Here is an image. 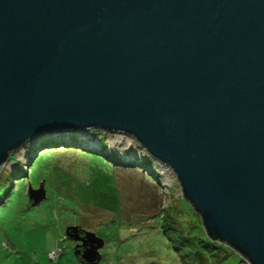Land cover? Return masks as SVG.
Returning <instances> with one entry per match:
<instances>
[{
	"label": "water",
	"instance_id": "95a60500",
	"mask_svg": "<svg viewBox=\"0 0 264 264\" xmlns=\"http://www.w3.org/2000/svg\"><path fill=\"white\" fill-rule=\"evenodd\" d=\"M80 131L134 138L208 237L264 264V0H0V173ZM66 236L101 263L97 234Z\"/></svg>",
	"mask_w": 264,
	"mask_h": 264
},
{
	"label": "rangeland",
	"instance_id": "374dc122",
	"mask_svg": "<svg viewBox=\"0 0 264 264\" xmlns=\"http://www.w3.org/2000/svg\"><path fill=\"white\" fill-rule=\"evenodd\" d=\"M97 132L47 135L11 156L0 173V264H80L76 243L66 236L69 227L105 241L100 264H182L166 233L168 212L191 232L203 220L183 198L177 176L134 138ZM47 141L59 144L51 148ZM42 185L47 200L33 207L29 191ZM223 245L230 256L220 264H249Z\"/></svg>",
	"mask_w": 264,
	"mask_h": 264
},
{
	"label": "trees",
	"instance_id": "16d2710c",
	"mask_svg": "<svg viewBox=\"0 0 264 264\" xmlns=\"http://www.w3.org/2000/svg\"><path fill=\"white\" fill-rule=\"evenodd\" d=\"M97 136H104L103 133L97 132ZM76 136L73 135V138L71 139L72 144H77ZM49 145H58L59 142L56 141H47ZM56 146H52L51 148H55ZM48 150V149H46ZM49 154V151H47L45 154H43L39 159L41 160L43 156ZM98 155V154H97ZM38 161L35 160L34 164ZM145 164V167L148 165ZM165 211L167 209H164ZM167 211L165 213V217L167 216ZM169 216L166 217V233L174 247L176 248L177 252H180V256L182 257V264H208V256L211 255V257L216 256L218 257L219 261L218 264H220L224 259L229 258V249L224 246L223 244H220L216 241H213L210 237H208L207 233L204 231L203 226L201 229L197 230V232H191V230H188V224L185 222L179 223V221L176 219L175 215H172L169 213ZM174 218L175 220L173 223L168 220V218ZM184 226V227H183ZM222 256V257H221ZM56 260V259H55ZM54 260V261H55Z\"/></svg>",
	"mask_w": 264,
	"mask_h": 264
},
{
	"label": "built area",
	"instance_id": "2783aa9c",
	"mask_svg": "<svg viewBox=\"0 0 264 264\" xmlns=\"http://www.w3.org/2000/svg\"><path fill=\"white\" fill-rule=\"evenodd\" d=\"M58 252H61V249H58L57 251H55L54 253L51 254V259L55 260L57 259V257L59 256Z\"/></svg>",
	"mask_w": 264,
	"mask_h": 264
},
{
	"label": "flooded vegetation",
	"instance_id": "af4514ba",
	"mask_svg": "<svg viewBox=\"0 0 264 264\" xmlns=\"http://www.w3.org/2000/svg\"><path fill=\"white\" fill-rule=\"evenodd\" d=\"M78 245V243H76V246Z\"/></svg>",
	"mask_w": 264,
	"mask_h": 264
},
{
	"label": "crops",
	"instance_id": "0c3cea01",
	"mask_svg": "<svg viewBox=\"0 0 264 264\" xmlns=\"http://www.w3.org/2000/svg\"><path fill=\"white\" fill-rule=\"evenodd\" d=\"M79 262V261H78ZM80 263V262H79ZM81 264V263H80Z\"/></svg>",
	"mask_w": 264,
	"mask_h": 264
}]
</instances>
